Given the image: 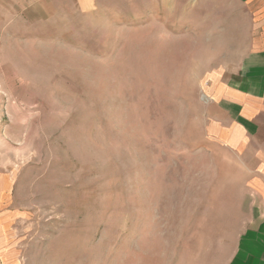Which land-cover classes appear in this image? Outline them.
Here are the masks:
<instances>
[{"label": "rangeland", "instance_id": "rangeland-1", "mask_svg": "<svg viewBox=\"0 0 264 264\" xmlns=\"http://www.w3.org/2000/svg\"><path fill=\"white\" fill-rule=\"evenodd\" d=\"M0 0V221L18 264H238L245 167L210 83L233 0ZM7 184V186H6Z\"/></svg>", "mask_w": 264, "mask_h": 264}, {"label": "crops", "instance_id": "crops-1", "mask_svg": "<svg viewBox=\"0 0 264 264\" xmlns=\"http://www.w3.org/2000/svg\"><path fill=\"white\" fill-rule=\"evenodd\" d=\"M87 10L96 0H16L14 12L29 22L47 20L60 3ZM239 7L240 58L210 83V97L222 117L219 131L226 147L239 152L245 167L246 213L251 215L241 237L238 264H264V0H233ZM7 186V184H6ZM6 188L0 187V189ZM2 190H0L1 192ZM0 221V264H18L9 231Z\"/></svg>", "mask_w": 264, "mask_h": 264}]
</instances>
